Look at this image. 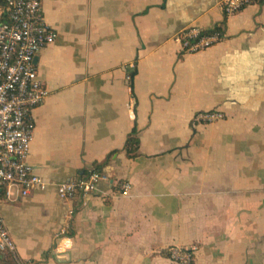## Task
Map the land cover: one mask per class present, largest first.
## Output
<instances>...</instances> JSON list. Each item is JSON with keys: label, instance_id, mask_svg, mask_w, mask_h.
<instances>
[{"label": "crops", "instance_id": "obj_1", "mask_svg": "<svg viewBox=\"0 0 264 264\" xmlns=\"http://www.w3.org/2000/svg\"><path fill=\"white\" fill-rule=\"evenodd\" d=\"M42 11L58 37L35 59L49 95L33 111L28 162L48 184L25 197L13 185L0 200L19 257L178 264L168 249L197 245L191 264H264V4L226 19L220 0H42ZM190 25H220L225 39L184 52L177 36ZM208 110L226 118L194 121ZM111 153L104 171L129 193L102 182L74 202L59 197V183Z\"/></svg>", "mask_w": 264, "mask_h": 264}, {"label": "built area", "instance_id": "obj_2", "mask_svg": "<svg viewBox=\"0 0 264 264\" xmlns=\"http://www.w3.org/2000/svg\"><path fill=\"white\" fill-rule=\"evenodd\" d=\"M262 4L264 0H220L225 19L246 7ZM4 8L7 19L0 21V200L4 195H11L13 185L25 197L48 184L28 162V157L37 128L33 111L49 95L35 59L41 48L55 43L58 37L57 31L45 19L42 0H5ZM216 27L204 29L190 25L178 33L177 39L184 52H199L225 39L223 31ZM127 80L130 83V74ZM225 118L226 114L221 110H208L198 112L194 121L206 124ZM102 182L116 183L118 192L123 195L132 188L129 181H115L104 170H90L86 175L59 183L58 195L65 201L74 202L80 195L86 197L94 193ZM75 212L72 207L66 213L61 236L69 234ZM197 251V245H174L166 256L178 264H191ZM0 256H8L9 262L5 264H30L19 257L15 240L1 215Z\"/></svg>", "mask_w": 264, "mask_h": 264}, {"label": "trees", "instance_id": "obj_3", "mask_svg": "<svg viewBox=\"0 0 264 264\" xmlns=\"http://www.w3.org/2000/svg\"><path fill=\"white\" fill-rule=\"evenodd\" d=\"M6 19H7V17L5 14L4 18L0 21H6ZM216 29L223 31L222 26H220V25L217 26ZM137 71H138L137 67H135L129 71V74L131 75V81L129 84H130V87L132 88V91L134 89L133 88V80L137 74ZM140 143H141V140L139 137V129H138V126L136 124L133 127V129L131 130V132L129 133V135L127 137L126 144H125V150H126L127 156L129 158H135L139 155ZM111 156H112V153L109 154L106 157V159L104 161H102L101 163H96L94 168L92 169V171L104 170V168L110 163ZM87 173H88V171H86L83 175H86ZM83 175H81V176H83ZM2 196H3V194H2ZM8 262H9L8 256H5V257L0 256V264H5Z\"/></svg>", "mask_w": 264, "mask_h": 264}, {"label": "water", "instance_id": "obj_4", "mask_svg": "<svg viewBox=\"0 0 264 264\" xmlns=\"http://www.w3.org/2000/svg\"><path fill=\"white\" fill-rule=\"evenodd\" d=\"M36 60H37V58H36Z\"/></svg>", "mask_w": 264, "mask_h": 264}]
</instances>
